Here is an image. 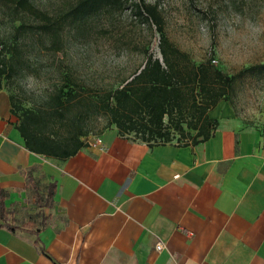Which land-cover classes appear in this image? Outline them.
<instances>
[{"label":"crops","instance_id":"crops-1","mask_svg":"<svg viewBox=\"0 0 264 264\" xmlns=\"http://www.w3.org/2000/svg\"><path fill=\"white\" fill-rule=\"evenodd\" d=\"M209 117L219 125L196 145L110 126L58 160L27 149L0 89V194L39 230L0 226V264H264V149L229 101ZM30 176L42 201L55 184L51 205Z\"/></svg>","mask_w":264,"mask_h":264},{"label":"rangeland","instance_id":"rangeland-1","mask_svg":"<svg viewBox=\"0 0 264 264\" xmlns=\"http://www.w3.org/2000/svg\"><path fill=\"white\" fill-rule=\"evenodd\" d=\"M72 1L35 0V4L58 17ZM123 1L84 23L66 25L60 32L58 49L52 45L51 36L37 29V19L22 13L20 17L31 29L21 34L16 31L20 19L12 20L16 16L0 7V41H18L21 49L16 74L3 78L0 87L14 98L11 106L17 123L22 107H43L49 95L68 82L64 79L68 71L74 73L73 81L92 91L112 90L142 65L144 50L159 53V34L139 14L138 0ZM159 1L170 40L188 52L196 64L211 62L235 78V90L227 98L264 149V73L246 72L264 63V0ZM107 127L109 118L101 116L92 127V135ZM47 131L57 135L63 132L55 123ZM178 137L173 142L178 143Z\"/></svg>","mask_w":264,"mask_h":264},{"label":"trees","instance_id":"trees-1","mask_svg":"<svg viewBox=\"0 0 264 264\" xmlns=\"http://www.w3.org/2000/svg\"><path fill=\"white\" fill-rule=\"evenodd\" d=\"M123 0H73L65 5L66 11L58 17L50 15L35 4V0H0V7L20 19L18 33L29 32L28 22L20 17L27 14L39 21L37 29L51 36L52 45L61 46L60 32L66 25L81 24L104 8H114ZM138 12L146 22L154 25L159 34V53L144 50L142 65L122 85L112 90L92 91L79 84L72 72L64 77L68 82L46 99L43 107H22L17 129L31 152L48 158L67 160L88 146L87 138L101 116L109 118V127L115 126L123 137L147 143L150 146L171 143L177 138L180 144H198L210 139L218 120L209 117V111L220 101H229L234 92V77L228 76L211 62L196 64L190 54L181 50L166 33L165 17L160 1L147 3L138 0ZM14 22V21H13ZM21 49L18 41H0V87L2 80L16 74ZM247 73H264V63L254 65ZM69 81L75 86H71ZM72 83V84H73ZM13 96L10 101L13 103ZM14 107L12 104V113ZM55 123L62 133H49ZM194 132V133H193ZM36 192L38 206L51 205L55 184H50L47 197L42 201L39 187L29 177ZM5 196L0 194V219L10 231L32 230L31 224L17 225L5 207Z\"/></svg>","mask_w":264,"mask_h":264},{"label":"built area","instance_id":"built-area-1","mask_svg":"<svg viewBox=\"0 0 264 264\" xmlns=\"http://www.w3.org/2000/svg\"><path fill=\"white\" fill-rule=\"evenodd\" d=\"M93 141H94V139H93L92 135H90V136L87 138V143H88V145H93ZM96 141H98V142H102V140L99 139V138H97ZM163 247H164V245H163L162 243H158L157 246H156L157 250H162Z\"/></svg>","mask_w":264,"mask_h":264}]
</instances>
